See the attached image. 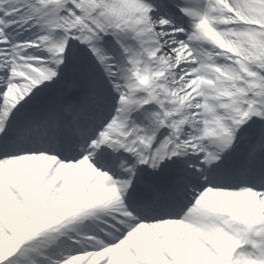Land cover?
Returning <instances> with one entry per match:
<instances>
[{
    "label": "snow or ice",
    "instance_id": "snow-or-ice-1",
    "mask_svg": "<svg viewBox=\"0 0 264 264\" xmlns=\"http://www.w3.org/2000/svg\"><path fill=\"white\" fill-rule=\"evenodd\" d=\"M0 264H264V0H0Z\"/></svg>",
    "mask_w": 264,
    "mask_h": 264
}]
</instances>
